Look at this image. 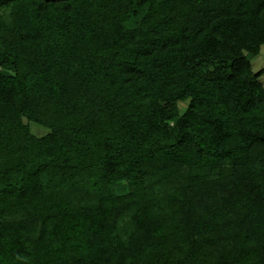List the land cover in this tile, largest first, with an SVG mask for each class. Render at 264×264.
<instances>
[{"label":"trees","instance_id":"16d2710c","mask_svg":"<svg viewBox=\"0 0 264 264\" xmlns=\"http://www.w3.org/2000/svg\"><path fill=\"white\" fill-rule=\"evenodd\" d=\"M3 8L0 264H264V0Z\"/></svg>","mask_w":264,"mask_h":264},{"label":"rangeland","instance_id":"374dc122","mask_svg":"<svg viewBox=\"0 0 264 264\" xmlns=\"http://www.w3.org/2000/svg\"><path fill=\"white\" fill-rule=\"evenodd\" d=\"M0 15L4 16L5 18H9L10 17V11L8 9H4V8L0 9ZM252 66H253V70L255 72L260 71L261 69L264 68V45L262 46L259 55H257L256 57H254L252 59ZM261 80L264 82V74L261 76ZM185 107H186V102H182L181 103V109L183 110ZM25 121L28 122L27 119H25ZM30 125H31L32 132L36 135H44V134L49 132V128H47L46 126H43L39 123L31 122ZM128 220L129 219H126L125 223H122V224L127 225V226L129 225V227L127 229L130 230L131 224H130V222H128Z\"/></svg>","mask_w":264,"mask_h":264}]
</instances>
